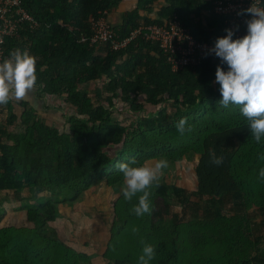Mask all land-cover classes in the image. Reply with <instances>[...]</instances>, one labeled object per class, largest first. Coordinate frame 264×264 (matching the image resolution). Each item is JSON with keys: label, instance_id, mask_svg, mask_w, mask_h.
<instances>
[{"label": "trees", "instance_id": "trees-1", "mask_svg": "<svg viewBox=\"0 0 264 264\" xmlns=\"http://www.w3.org/2000/svg\"><path fill=\"white\" fill-rule=\"evenodd\" d=\"M118 1L21 0L35 24L22 22L4 37L2 59L17 48L28 51L36 60L35 90L60 96L73 112L59 130L39 119L25 99L0 107V191L48 193L12 211L0 200V264H86L85 252L65 243L51 223L57 202H71L100 180L114 191L107 201L112 217L105 263L139 264L148 243L156 253L150 264H264V181L258 178L264 138L255 142L236 106L218 104L220 60L214 54L172 70L166 52L142 33L119 49L109 41L89 44L84 38L92 20ZM210 5L136 0L111 26L123 38L140 21L161 23L174 15L195 38L215 42L226 28L221 15L206 13ZM96 79L102 82L89 94L85 83ZM115 97L134 112L128 123L111 118ZM182 117L193 128L183 136L175 128ZM212 150L223 156L222 165L210 163ZM186 155L195 156L193 188L161 178L151 190V213L135 216L137 199L126 202L115 185L123 184L117 165ZM20 208L22 215L13 219ZM133 227L139 232L133 234ZM195 245L208 253L191 252Z\"/></svg>", "mask_w": 264, "mask_h": 264}, {"label": "clouds", "instance_id": "clouds-1", "mask_svg": "<svg viewBox=\"0 0 264 264\" xmlns=\"http://www.w3.org/2000/svg\"><path fill=\"white\" fill-rule=\"evenodd\" d=\"M104 11L107 16V11ZM244 13L250 17L245 21L246 34L234 38V31L225 29L226 34L215 39L209 52L220 60L214 81L219 85L218 104L222 108H228L230 104L236 106L253 139L259 144L264 138V7L251 4L243 10ZM221 65H226V70ZM36 86L35 57L26 50H12L8 58L0 62V107L13 100H22ZM175 128L181 136L193 131L183 117L176 122ZM223 159L214 150L209 152L211 164L220 166ZM167 167L168 162L164 158L153 163L132 159L117 165L123 177L120 191L124 200L132 202L133 198L137 199L131 208L135 216L142 218L151 213V190L159 187L163 169ZM258 178L264 181V167L259 169ZM132 232L136 234L139 229L133 227ZM155 255L154 246L144 243L139 264H150Z\"/></svg>", "mask_w": 264, "mask_h": 264}, {"label": "rangeland", "instance_id": "rangeland-1", "mask_svg": "<svg viewBox=\"0 0 264 264\" xmlns=\"http://www.w3.org/2000/svg\"><path fill=\"white\" fill-rule=\"evenodd\" d=\"M135 1L119 0L116 7L107 12V19L111 24H116L124 12L130 10L135 5ZM101 82L102 79L88 81L85 83V89L91 94L93 88L99 86ZM36 101L29 102V104L34 108L35 114L39 119L50 126L57 127L59 130L67 128V117L73 111L62 101L60 96L47 95L46 98L39 100L38 103ZM20 109L15 104L14 111L17 114H19ZM109 110H111V118L123 119L125 123H128L134 115V112L128 113L126 107L116 97L113 98V104L109 107ZM104 150L111 153L114 149L107 147ZM155 161L156 159H150L144 162L153 163ZM167 162L168 167L163 169L162 180L174 182L191 190L193 185H195L193 174L195 156L186 155L174 162ZM115 185L119 189L122 183ZM111 187L106 185L103 180L95 181L83 190L76 199H73L71 202L67 200L59 201L56 205V217L51 223L52 226H57L60 230L59 236L63 238L65 243L77 251L85 252L87 256L86 264H107L102 259V251L108 241V229L112 217V209L109 202H107L109 197L114 195ZM59 191L65 192L66 190L60 188ZM65 193L68 195L67 192ZM46 194L48 193L45 190L37 188L30 190L22 188L16 191L1 190L0 200L6 209L12 211L14 207L21 204V201H24V203L33 202L36 198L43 197ZM117 204L120 205L121 201L117 202ZM173 209L177 210L178 207L174 206ZM22 212L23 208H20L19 214L15 213L12 215L14 216L13 219H18L22 215ZM189 249L194 253H208V251H202L196 245Z\"/></svg>", "mask_w": 264, "mask_h": 264}, {"label": "built area", "instance_id": "built-area-1", "mask_svg": "<svg viewBox=\"0 0 264 264\" xmlns=\"http://www.w3.org/2000/svg\"><path fill=\"white\" fill-rule=\"evenodd\" d=\"M251 4L264 7V0H211L206 13L221 15L225 28L232 29L235 38L246 34L245 21L250 17L242 13ZM22 22L35 24L32 15L21 5V0H0V59L4 37L11 35ZM91 30V34L84 38L89 44L109 41L113 49L124 47L132 37L142 33L157 42L160 50L166 52L172 70L198 61L206 53H210L209 49L214 45V42L195 38L174 15L167 19L163 18L161 23L139 22L129 35L118 38L104 11V14L92 20Z\"/></svg>", "mask_w": 264, "mask_h": 264}, {"label": "crops", "instance_id": "crops-1", "mask_svg": "<svg viewBox=\"0 0 264 264\" xmlns=\"http://www.w3.org/2000/svg\"><path fill=\"white\" fill-rule=\"evenodd\" d=\"M132 7H134V6H132ZM3 59H5V58H3ZM3 59H1L0 62H2ZM46 97H47V95L41 94L38 90H35V88H34L23 99L28 100V102H34L37 100L36 102L38 103L39 100H42L43 98H46Z\"/></svg>", "mask_w": 264, "mask_h": 264}]
</instances>
